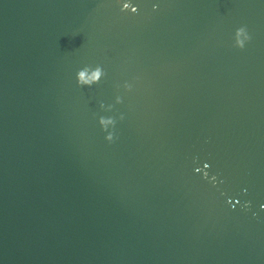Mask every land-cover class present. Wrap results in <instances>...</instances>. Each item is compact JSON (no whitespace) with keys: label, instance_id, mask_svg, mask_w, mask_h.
<instances>
[{"label":"water","instance_id":"1","mask_svg":"<svg viewBox=\"0 0 264 264\" xmlns=\"http://www.w3.org/2000/svg\"><path fill=\"white\" fill-rule=\"evenodd\" d=\"M0 264H264V0H0Z\"/></svg>","mask_w":264,"mask_h":264},{"label":"clouds","instance_id":"2","mask_svg":"<svg viewBox=\"0 0 264 264\" xmlns=\"http://www.w3.org/2000/svg\"><path fill=\"white\" fill-rule=\"evenodd\" d=\"M126 7V6H125ZM243 37V39H241ZM251 37L248 35L245 27H240L236 29L235 32V45L239 48H243L245 45V41L249 40ZM104 74L102 73L101 66H97L92 70V74H88V68L87 66L82 68L77 72V83L81 86L83 85H89L91 86L93 82H98L100 79V76ZM118 102H120V98H117ZM121 119H123V116H121ZM112 122L101 120V123H108ZM107 140L112 141L113 140V133H109L106 137Z\"/></svg>","mask_w":264,"mask_h":264}]
</instances>
